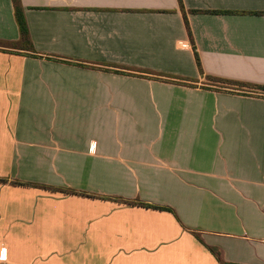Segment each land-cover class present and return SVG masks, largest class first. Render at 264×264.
I'll use <instances>...</instances> for the list:
<instances>
[{
  "label": "crops",
  "instance_id": "obj_1",
  "mask_svg": "<svg viewBox=\"0 0 264 264\" xmlns=\"http://www.w3.org/2000/svg\"><path fill=\"white\" fill-rule=\"evenodd\" d=\"M18 2L0 264H264V0Z\"/></svg>",
  "mask_w": 264,
  "mask_h": 264
},
{
  "label": "trees",
  "instance_id": "obj_2",
  "mask_svg": "<svg viewBox=\"0 0 264 264\" xmlns=\"http://www.w3.org/2000/svg\"><path fill=\"white\" fill-rule=\"evenodd\" d=\"M11 1H12V4H13L15 21H16V24H17V27H18V31H19V35H20V43H21L20 46L25 48V49H28L30 47V42H29V38H28V31H27V27H26L25 20H24V17H23L22 9H21V7L19 5L18 0H11ZM195 59H196V64L199 67V63H198V60L196 58V55H195ZM208 80L212 81V82L215 81L212 78H209ZM258 89L264 91V87H260ZM63 193L75 194V192H72V191L69 192V191H65V190H63ZM127 204H129V205H141L143 207H148V208H152V209L171 211L168 208L144 205V204H141V203H127Z\"/></svg>",
  "mask_w": 264,
  "mask_h": 264
},
{
  "label": "built area",
  "instance_id": "obj_3",
  "mask_svg": "<svg viewBox=\"0 0 264 264\" xmlns=\"http://www.w3.org/2000/svg\"><path fill=\"white\" fill-rule=\"evenodd\" d=\"M179 43V42H178ZM179 44H181L182 45V43H179Z\"/></svg>",
  "mask_w": 264,
  "mask_h": 264
}]
</instances>
